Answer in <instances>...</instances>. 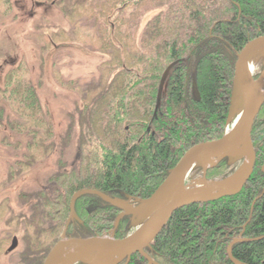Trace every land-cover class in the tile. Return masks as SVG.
<instances>
[{
  "label": "trees",
  "instance_id": "1",
  "mask_svg": "<svg viewBox=\"0 0 264 264\" xmlns=\"http://www.w3.org/2000/svg\"><path fill=\"white\" fill-rule=\"evenodd\" d=\"M59 1L72 33L53 26L45 45L66 37L80 51L105 58L92 80L64 83L77 98L61 132L40 94L44 74L35 80L8 72L0 86V128L18 135L14 147L22 151L8 182L56 159L43 186L19 193L26 211L6 217L5 224L15 226L0 238V253L8 251L13 236H21L22 248L8 251L18 264H44L66 228L77 191L95 189L137 203L153 195L192 145L222 137L238 54L264 35V0ZM154 10L138 38L143 16ZM253 142L256 166L243 190L178 209L146 249L157 262L235 264L228 247L242 235L250 241L235 243L234 257L242 264H264V106ZM241 162L229 165L224 159L208 177L224 179ZM76 211L80 221H72L67 233L84 237L111 234L121 213L92 194L78 199ZM134 230L125 216L115 237ZM147 263L135 253L128 264Z\"/></svg>",
  "mask_w": 264,
  "mask_h": 264
},
{
  "label": "water",
  "instance_id": "2",
  "mask_svg": "<svg viewBox=\"0 0 264 264\" xmlns=\"http://www.w3.org/2000/svg\"><path fill=\"white\" fill-rule=\"evenodd\" d=\"M261 49L264 57V35L249 41L238 54L235 64V76L231 96L229 122L238 112L244 113L241 124L225 133L222 137L208 138L192 145L182 156L178 164L172 168L150 198L132 202L126 199L111 197L95 189L77 191L70 204V216L61 239L48 254L44 264H127L133 254L145 256L149 264H160L146 251L155 238L165 228L174 213L194 202H203L220 199L222 197L239 194L254 173L257 153L253 142V131L264 106V69L255 77L248 70V62L254 51ZM169 69L166 71V73ZM194 90L199 97L200 93L194 82ZM163 91V87L161 88ZM228 159L229 165L244 160L241 168L234 174L222 180L209 181V168L216 166L220 161ZM204 168L201 180L188 183L190 173L197 167ZM86 194L97 195L105 202L121 210L114 230L111 234L96 237L68 235L67 231L72 221H80L76 211V203ZM131 217V226L136 231L129 236L118 239L115 237L116 228L125 217ZM250 241L242 235L235 238L228 247V253L235 264H242L233 255L235 243ZM18 246V238L13 239L9 251Z\"/></svg>",
  "mask_w": 264,
  "mask_h": 264
},
{
  "label": "rangeland",
  "instance_id": "3",
  "mask_svg": "<svg viewBox=\"0 0 264 264\" xmlns=\"http://www.w3.org/2000/svg\"><path fill=\"white\" fill-rule=\"evenodd\" d=\"M153 14H155V10L143 16L138 38ZM109 19L111 20V18ZM53 26H59L66 32L72 33V21L66 16L59 0H0V86H4L8 72H14V75L18 72L24 77L30 75L35 80L44 74L42 79L44 85L40 89V94L55 120L57 129L61 132L68 121L66 114L72 110L77 98L76 90L69 88L64 83H68L72 78H79L83 82L92 80L100 74V67L105 57L98 53L80 51L77 45H72V41H66L69 40L66 37L55 39L56 43L54 42L53 45H45L44 36L52 32ZM81 33L89 35L85 28L81 29ZM251 59L255 64L254 74H258L264 68V57L259 52ZM225 61L224 58L219 59L221 64H224ZM13 69L15 71H12ZM18 139H20L18 135L9 127L0 128V238L5 236L7 230L12 233L11 229L15 226V223L5 224L6 217H9L10 214H18L23 210L26 211L19 199V193L43 186L46 177L56 167V159L51 157L36 164L14 181L8 182L10 166L20 158L22 153L21 150H16L14 147ZM76 148V144L70 146L68 155L73 157ZM243 163L244 160L234 173L241 168ZM203 175L204 168L197 167L190 173L188 183L201 180ZM207 179L209 181L221 180L210 179L208 173ZM14 237L11 238L7 247L8 251ZM16 237L19 242L17 250H19L23 243L21 236L16 235ZM8 251L0 253V264H18L17 256L8 253Z\"/></svg>",
  "mask_w": 264,
  "mask_h": 264
},
{
  "label": "bare ground",
  "instance_id": "4",
  "mask_svg": "<svg viewBox=\"0 0 264 264\" xmlns=\"http://www.w3.org/2000/svg\"><path fill=\"white\" fill-rule=\"evenodd\" d=\"M259 52H261V49L255 50L254 51V55H256ZM254 69H255V64H254L253 60L250 59L249 62H248L249 73L253 74L254 73ZM243 118H244V113L241 111L239 113L238 119L236 120L237 123L234 125V128L238 127L241 124V122L243 121Z\"/></svg>",
  "mask_w": 264,
  "mask_h": 264
},
{
  "label": "flooded vegetation",
  "instance_id": "5",
  "mask_svg": "<svg viewBox=\"0 0 264 264\" xmlns=\"http://www.w3.org/2000/svg\"><path fill=\"white\" fill-rule=\"evenodd\" d=\"M52 43H53V44H55L56 42L54 43V41H53ZM263 69H264V68H263ZM261 72H262V71H261ZM135 204L137 205V204H138V202H137V203H135ZM67 232H68V231H67ZM67 234H68V233H67ZM73 235H74V234H73ZM15 237H16V236H15ZM15 237H14V238H15ZM14 238H13V239H14ZM12 242H13V241H12ZM18 244H19V242H18ZM10 247H11V246H10ZM133 255H134V254H133ZM144 257H145V256H144ZM151 257H152V256H151ZM145 258H146V257H145ZM152 258H153V257H152ZM146 259H147V258H146ZM147 260H148V259H147ZM155 261H156V260H155ZM129 262H130V261H129ZM129 262H128V263H129ZM156 262H157V261H156ZM124 263H126V260H125V261H123L121 264H124ZM128 263H127V264H128ZM158 263H159V262H158ZM147 264H149V261H148V263H147Z\"/></svg>",
  "mask_w": 264,
  "mask_h": 264
}]
</instances>
